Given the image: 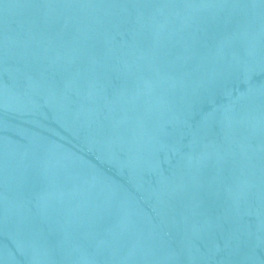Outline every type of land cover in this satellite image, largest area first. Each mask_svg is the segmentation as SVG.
I'll return each mask as SVG.
<instances>
[{"label":"water","instance_id":"obj_1","mask_svg":"<svg viewBox=\"0 0 264 264\" xmlns=\"http://www.w3.org/2000/svg\"><path fill=\"white\" fill-rule=\"evenodd\" d=\"M0 264H264V0H0Z\"/></svg>","mask_w":264,"mask_h":264}]
</instances>
